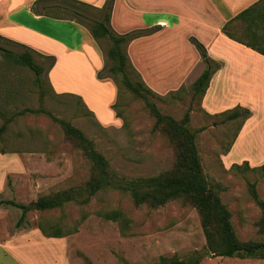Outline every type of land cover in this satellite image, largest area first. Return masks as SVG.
Listing matches in <instances>:
<instances>
[{"label":"rangeland","instance_id":"1","mask_svg":"<svg viewBox=\"0 0 264 264\" xmlns=\"http://www.w3.org/2000/svg\"><path fill=\"white\" fill-rule=\"evenodd\" d=\"M79 10L87 20L69 11L61 15L76 18L87 27L102 19L100 12L92 8ZM157 32L156 29L142 37ZM98 43L104 66L109 65L107 52L111 42L102 39ZM0 45L15 52L24 51L1 39ZM33 55L36 63H49L43 56ZM200 58L204 62L201 55ZM133 67L131 77L142 79L135 65ZM49 71L44 72L41 83H37L34 72L7 60L0 51V127L5 119L15 117L0 139V150L32 152L23 160L28 173L6 176L0 190V200H12L27 207L26 219L20 228L17 224L23 210L0 207V264H158L162 258L185 262L199 259V264H264V260L259 259L217 257L208 248L197 210L182 200L159 208L136 206L130 192L125 190L127 185L136 179L172 172L176 151L170 140L163 133L154 132L155 119L143 101L126 89H120L118 99L111 105L107 92L110 86L103 91L87 87L85 98L91 104L90 114L82 97L60 91V84L68 87L80 81L81 75L67 72V66L63 65L59 77L55 78L57 88L52 84L58 95L48 83ZM107 75L106 70L104 76ZM98 80L115 86L110 78ZM192 85L193 78L188 79L187 75L186 82L171 85L170 91L159 93L149 88L150 98L163 114L177 121L191 109L189 128L196 132L208 184L230 210L239 240L262 242L264 235L258 226L262 210L253 199L249 185H256L258 197L264 201V171L258 169L264 163V97L228 95L236 94V90L220 88L210 110L204 100L194 98ZM250 98L257 100L255 106L249 104L251 108L237 102ZM260 98L263 100L259 103ZM40 106L72 123L94 143L95 149L108 161L110 188L81 203L87 197L86 186L93 176V165L48 115L30 112L19 115L25 109L38 110ZM240 107L250 109L252 117L246 121L242 118L225 121V111ZM93 111L102 119H106L108 112L118 114L119 122L104 126ZM240 125H243L241 131ZM245 162L250 170L244 168ZM236 164L241 168H234ZM69 191L75 200L61 208L46 211L33 208L39 199ZM115 212L120 213L117 221L105 217ZM39 225L50 232L59 228L65 237H45Z\"/></svg>","mask_w":264,"mask_h":264},{"label":"crops","instance_id":"2","mask_svg":"<svg viewBox=\"0 0 264 264\" xmlns=\"http://www.w3.org/2000/svg\"><path fill=\"white\" fill-rule=\"evenodd\" d=\"M73 1L99 12L107 0ZM261 1L114 0L109 27L118 35L154 28L159 30L152 36L137 38L127 45L129 58L145 84L159 93L171 85L186 82L187 75L188 79L193 78L194 84L204 72L206 65L190 42V38H196L205 46L208 56L221 65L203 99L212 110L220 88L236 90V94L228 95L264 97V56L229 39L222 32L229 21ZM59 5L66 9L51 8ZM73 10L83 14L59 0H0V37L24 45L43 57L56 58L57 62L47 76L54 93L57 92L55 78L59 77L58 72L63 65L67 66V72H78L75 75H81L80 81L68 87L60 84V91L78 94L91 112V104L85 98L88 88L104 90L110 86L107 92L111 105L117 100L118 91L110 82H99L97 79L105 61L99 43L92 37L89 28L79 20L61 15L64 14L61 12L73 13ZM184 73L185 77L181 76ZM263 99L260 98L259 103ZM256 101L250 98L237 102L250 107ZM94 114L104 126L119 122L111 112L105 114L106 119L96 112ZM243 135L244 132L240 136ZM31 153L0 150V190L4 187L6 176L28 173L23 160Z\"/></svg>","mask_w":264,"mask_h":264},{"label":"trees","instance_id":"3","mask_svg":"<svg viewBox=\"0 0 264 264\" xmlns=\"http://www.w3.org/2000/svg\"><path fill=\"white\" fill-rule=\"evenodd\" d=\"M59 1L70 4L78 10L83 7H88L86 4L73 0ZM113 4L114 0H107L104 8L99 11L102 15V20L94 21L93 24L88 25L89 31L96 41L108 39L111 42V46L107 52L109 65H105L104 68L97 73V78L100 80L106 78L112 79L117 88L118 96L120 89L124 88L137 99L143 101L146 109L155 119L154 132L163 133L170 140L171 145L176 151V162L171 173L161 174L156 177L136 179L130 182L125 190L130 192L136 206L148 205L151 208H159L176 200H182L192 205L200 216L208 248L217 257L264 260V241L241 242L239 240L232 224V214L230 210L223 204L219 193L214 188L210 187L205 178L196 144V132L189 128L191 109L187 110L181 121H177L171 116L163 114L157 104L151 100L150 96L152 91L147 87L144 81L141 78L134 80V78L131 77V72L134 67L126 50L127 45L133 40L147 33H151L156 29L135 31L125 35L116 34L109 27ZM51 8L66 9L60 5L52 6ZM74 12L75 16L84 17L79 11ZM47 13L48 11H46V14ZM74 19L78 20L76 18ZM237 23L240 29H238ZM222 32L229 39L264 56V0L248 8L229 21L223 27ZM0 39L24 49L23 52L19 53L0 45V51L7 60L34 72L37 83H41V76L44 72L49 71L55 64L54 57L45 56L43 58L48 60L49 63L46 62L44 65H40L35 61L33 55L35 52L33 50L2 37H0ZM190 42L198 50L206 64V69L191 88L194 98L203 100L210 87L212 77L216 71L220 69V65L208 56L205 46L196 38H190ZM106 70L108 71V75L104 76V71ZM115 106L116 105H113L114 109ZM27 112L44 113L48 115L54 123L61 127L65 136L72 140L91 161L93 165V176L86 186L87 197L81 203H87L98 192L111 187L112 183L109 175L108 161L95 149L94 143L83 131L73 126L69 121L55 117L51 112L45 110L43 106H40L38 110L25 109L20 112L19 115H24ZM89 113L92 114L91 112ZM223 114L226 116L225 121L239 118L246 121L252 117V111L250 109L241 107L225 111ZM116 115L119 118V115ZM14 118L15 117H10L5 119L4 124L0 127V139L7 131V126L13 122ZM242 127L243 125H240L239 131H241ZM243 166L245 169L247 168L250 170L247 162H245ZM234 168L240 169L241 166L236 164ZM258 169L264 171V163ZM249 189L253 199L262 210V217L258 226L260 232L264 235V201L259 199L254 183L249 185ZM70 191L39 199L36 204L38 210H54L61 208L67 202L75 200L72 193L73 191ZM2 206L15 207L23 210L22 217L17 224V228H20L26 219L27 207L12 200H0V207ZM105 217L117 221L120 217V213H109L106 214ZM39 230L45 237H65L59 228H53L50 232L43 225H39ZM158 264H199V259L185 262L178 259L169 260L162 258Z\"/></svg>","mask_w":264,"mask_h":264},{"label":"water","instance_id":"4","mask_svg":"<svg viewBox=\"0 0 264 264\" xmlns=\"http://www.w3.org/2000/svg\"><path fill=\"white\" fill-rule=\"evenodd\" d=\"M33 208L37 209V205H34ZM207 256L211 257L212 255L211 254H207Z\"/></svg>","mask_w":264,"mask_h":264}]
</instances>
